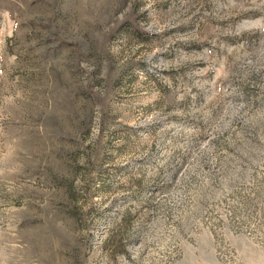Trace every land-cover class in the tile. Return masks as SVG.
<instances>
[{
	"label": "rangeland",
	"instance_id": "374dc122",
	"mask_svg": "<svg viewBox=\"0 0 264 264\" xmlns=\"http://www.w3.org/2000/svg\"><path fill=\"white\" fill-rule=\"evenodd\" d=\"M0 264H264V0H0Z\"/></svg>",
	"mask_w": 264,
	"mask_h": 264
}]
</instances>
